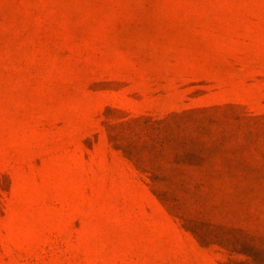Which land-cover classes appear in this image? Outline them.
<instances>
[{"label":"rangeland","instance_id":"rangeland-1","mask_svg":"<svg viewBox=\"0 0 264 264\" xmlns=\"http://www.w3.org/2000/svg\"><path fill=\"white\" fill-rule=\"evenodd\" d=\"M0 264H264V0H0Z\"/></svg>","mask_w":264,"mask_h":264},{"label":"trees","instance_id":"trees-1","mask_svg":"<svg viewBox=\"0 0 264 264\" xmlns=\"http://www.w3.org/2000/svg\"><path fill=\"white\" fill-rule=\"evenodd\" d=\"M157 123H159V122H151V123H150V125H151L150 127L156 129V124H157ZM186 159H187V156L184 157L183 162H184ZM189 160H190V159H188V161H187L189 166L197 165V164L195 163V161H194V162H193V161H190V162H189ZM161 193H162V194H163V193L166 194V191H165V192H164V191H161Z\"/></svg>","mask_w":264,"mask_h":264}]
</instances>
